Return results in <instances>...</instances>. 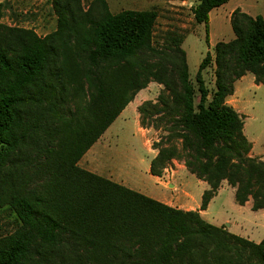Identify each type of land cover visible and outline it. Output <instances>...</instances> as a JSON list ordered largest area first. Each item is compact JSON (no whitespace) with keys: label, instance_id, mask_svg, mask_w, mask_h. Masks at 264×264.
Instances as JSON below:
<instances>
[{"label":"trees","instance_id":"obj_1","mask_svg":"<svg viewBox=\"0 0 264 264\" xmlns=\"http://www.w3.org/2000/svg\"><path fill=\"white\" fill-rule=\"evenodd\" d=\"M228 0H198L197 25ZM56 30L38 37L0 25V207L18 227L0 238V264H264L255 244L202 219L222 182L234 202L264 210V163L249 157L243 120L226 99L251 74L264 86V21L239 9L234 39L190 81L180 41L152 45L155 11L112 14L105 0H53ZM172 44V45H171ZM214 65V90L203 71ZM154 82L156 103L138 107L139 124L163 130L149 174L172 161L208 189L198 211L171 208L78 166L134 96Z\"/></svg>","mask_w":264,"mask_h":264},{"label":"rangeland","instance_id":"obj_2","mask_svg":"<svg viewBox=\"0 0 264 264\" xmlns=\"http://www.w3.org/2000/svg\"><path fill=\"white\" fill-rule=\"evenodd\" d=\"M81 1L82 7L86 9L93 0ZM105 1L112 14L127 10L155 11L157 18L153 28V47L161 49L170 45L172 40H179L180 47L186 54L189 78L193 86H196L195 75L204 56L209 53L213 58V47L216 43L229 42L234 39L229 18L227 19L226 16L227 8L234 2L231 3V0L221 7L223 9H214V12L209 14L208 43L205 41V26L197 25L191 13V7L198 0ZM238 1L249 7L253 13L258 14L264 11V0ZM52 2L53 0H0V25L30 30L38 37L44 38L57 28V17ZM214 68V65L211 64L203 71L204 82L210 93L214 90ZM244 77L241 82L237 83L239 101L243 104L244 111L247 112V117L243 118L244 134L248 140L251 139L254 143L255 155L264 157V86L256 85L250 74H246ZM143 90L146 91L148 101L156 103L163 86L150 82ZM236 99L232 98L233 101L230 99V102L235 104ZM228 100L226 99V104L230 106ZM146 122L149 133L138 132L131 119L126 122H123L122 118L115 120L93 145L92 151L90 149V155L80 159L78 166L84 170L87 167L95 172L119 178V175L126 174V172H135L134 166L137 163L143 185L154 192L155 198H161V195H164L167 202L172 204L176 202L179 206H184L185 210L182 211H198L201 196L208 186L204 182L202 186V181L191 175L184 168L182 161H172L162 171L159 179L150 177L146 173L148 164L154 156L150 155L151 152L152 154L157 153L152 149V145L165 135L163 130L151 127L152 120H146ZM140 159L143 160V163L138 164ZM248 202L252 206V200L249 199ZM234 207L237 208L238 205L235 204L232 194L230 195L228 190L223 191L222 196L210 205L208 210L210 217L208 218L206 214L202 215V219L209 223L216 220L217 224H223L222 226H225L224 222L226 221V224L239 234L246 231L252 234L258 232L260 234L257 237L251 236L253 241H250L249 236L246 240L255 244L260 243L264 239V220H261L258 213L251 210H234ZM245 217L248 220H245ZM250 220L256 221L254 228L251 226ZM18 224L15 214L8 206L0 207V238L11 234ZM239 227L242 232L239 231ZM224 228L227 230L226 226ZM228 232L230 233V231Z\"/></svg>","mask_w":264,"mask_h":264},{"label":"crops","instance_id":"obj_3","mask_svg":"<svg viewBox=\"0 0 264 264\" xmlns=\"http://www.w3.org/2000/svg\"><path fill=\"white\" fill-rule=\"evenodd\" d=\"M232 1H234L233 3H232ZM229 2V0L227 1V3ZM226 3V4H227ZM231 3H232V5L229 7V8H227V10H226V16H227V19L229 18V20H230V15H231V13L234 11V10H236V9H239L241 12H243V13H245L246 15H249L250 17H252V18H255L256 16H260L262 19H263V21H264V11L263 12H261V13H253L250 9H249V7H246L245 5H243V3H241L240 1H238V0H231ZM225 5V4H224ZM224 5L223 6H221V7H224ZM221 7H219V8H221ZM219 8H217V9H219ZM221 9H223V8H221ZM214 12V11H213ZM210 13H212V11L210 12ZM251 75V74H250ZM243 78H245V77H242L240 80H238L236 83H235V85H234V93H233V95L232 96H230V97H228L227 99H229L228 101V103H230V106L239 114V116H241V118H242V120H244L246 117H247V112H245L244 111V106H243V104L239 101V99H240V95H239V89H237V83L238 82H241V80L243 79ZM252 79H253V81H254V78H253V76H252ZM232 98L235 100L236 98V102H235V104H232V102H230V99H231V101H233L232 100ZM149 100V98L147 97V94H146V91L144 92V90H142V91H139L135 96H134V98H133V100L123 109V111L119 114V116L116 118V120L117 119H119V118H122V121L123 122H126L127 120H132L134 123V125H135V127L137 128V131L139 132H141V133H149V130H147V129H143V128H141L140 127V125H139V114H138V107L141 105V103H143L144 101H148ZM246 110V109H245ZM244 118V119H243ZM245 127V124H244V122H243V134H244V128ZM145 135V134H144ZM244 136H245V134H244ZM245 137H247V136H245ZM247 140H248V138H246ZM249 142H250V144H251V150H250V152H249V157H251V158H258V159H260L263 163H264V157H263V155H255V153H254V149H255V146H254V143L251 141V139H249L248 140ZM93 147V146H92ZM92 147L90 148L91 149V151H92ZM90 149L87 151V153L83 156V157H87L88 155H90V153H91V151H90ZM151 156H153L152 157V159L155 157V155L156 154H152V152H151V154H150ZM151 159V160H152ZM151 162V161H150ZM150 162H149V164H148V170H147V172L146 173H148V175H150L149 174V168H150ZM141 163H143V160L142 159H140L139 161H138V164H141ZM135 168H134V170H135V172H126V174H121V175H119V178H116L115 176L114 177H110L109 175H104V174H101V173H98V172H95V171H93V170H91V169H89V168H87V167H85V170H87V171H90V172H94V173H96L97 175H99V176H101V177H104V178H106V179H110V181H112V182H114V183H117V184H119V185H122V186H124V187H126V188H128V189H130V190H133V191H135V192H137V193H140V194H142V195H144V196H147V197H149V198H151V199H154V200H156V201H158V202H160V203H163V204H165V205H167V206H169V207H171V208H175V209H179V210H185L184 209V206H179V204L178 203H176L175 202V204H172V203H170V202H167L166 201V197L164 196V195H161V198H155L154 196H153V194H154V192L152 191V190H149V189H147L144 185H143V183H142V181H141V178H140V174H139V171H138V165H137V163H136V165L134 166ZM136 169H137V171H136ZM108 172V171H107ZM124 171L122 170V173H123ZM106 173V172H105ZM147 175V174H146ZM150 177H153V176H151L150 175ZM154 178H156V179H159L158 177H154ZM202 184V186L204 185V183L203 182H201ZM225 183V184H224ZM224 183H222L221 185H220V188L218 189V191H217V193H216V195L211 199V201L209 202V204H208V206H207V209L205 210V211H200V215H201V217H203L202 215H208V218L210 217V215H209V212H208V210H209V208H210V205L216 200V199H218V198H220L221 196H222V192L223 191H227L228 190V192L230 193V195L232 194V196H233V200H234V189L233 188H231V187H229V186H227V184H226V182H224ZM206 184V183H205ZM207 190V189H206ZM205 191V190H204ZM234 210H251V204H250V202H247L244 206H238L237 208H233ZM255 213H258L259 215H260V217H261V220H264V210H259V211H256ZM246 219L245 220H248V218L247 217H245ZM212 220V219H211ZM209 223V222H208ZM212 223V225L214 224V226H216V227H221L223 224H217V222H216V220L214 221L213 220V222H211ZM210 223V224H211ZM225 224V226H226V228H227V230L228 231H230V233H232V234H235V235H238V236H240V237H243V238H245V239H248V236L250 237L249 239H250V241H253L252 240V238L253 237H257L260 233H255V234H252V233H250V232H248V231H246V230H244V231H246V232H242L241 230H240V227H239V231H241L243 234H239V232H235L234 230H232V228H230V226H228V224H226L227 222L225 221L224 222ZM250 223H251V226L253 227L254 225H255V223H256V221H252V220H250ZM225 226H223V227H225ZM254 228V227H253ZM251 236H253V237H251Z\"/></svg>","mask_w":264,"mask_h":264}]
</instances>
